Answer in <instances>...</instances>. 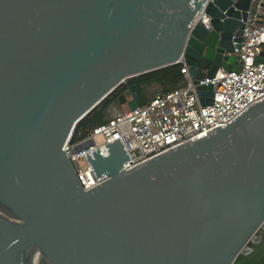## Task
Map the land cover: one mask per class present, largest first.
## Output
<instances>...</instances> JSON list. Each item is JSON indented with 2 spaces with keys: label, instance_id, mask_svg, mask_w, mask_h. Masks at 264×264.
Returning <instances> with one entry per match:
<instances>
[{
  "label": "water",
  "instance_id": "water-1",
  "mask_svg": "<svg viewBox=\"0 0 264 264\" xmlns=\"http://www.w3.org/2000/svg\"><path fill=\"white\" fill-rule=\"evenodd\" d=\"M251 16L264 0H0V264H264V100L129 170L116 139L90 190L64 151L130 78L238 69Z\"/></svg>",
  "mask_w": 264,
  "mask_h": 264
},
{
  "label": "built area",
  "instance_id": "built-area-1",
  "mask_svg": "<svg viewBox=\"0 0 264 264\" xmlns=\"http://www.w3.org/2000/svg\"><path fill=\"white\" fill-rule=\"evenodd\" d=\"M255 19L251 16L243 30L241 50L237 54L238 69L221 68L215 76L195 83L188 74V67L182 65L181 72L187 80L184 87L158 93L147 103L128 108L87 135L80 134L76 138L74 131L64 151L83 188L93 189L109 179L106 173L96 174L88 155L96 150L107 155L108 144L116 139L123 142L129 154L124 163V169L129 170L218 127L227 126L252 105L264 100V25L255 23ZM203 85L213 86V100L207 105L201 104L198 94V86ZM81 160L86 161L85 168Z\"/></svg>",
  "mask_w": 264,
  "mask_h": 264
},
{
  "label": "trees",
  "instance_id": "trees-1",
  "mask_svg": "<svg viewBox=\"0 0 264 264\" xmlns=\"http://www.w3.org/2000/svg\"><path fill=\"white\" fill-rule=\"evenodd\" d=\"M181 68L182 64H173L128 79L126 83L120 85L118 89H116L77 124L75 128V137H79L80 134L82 136L87 135L97 126L110 120L109 109L118 103L119 96L127 89H139L146 92L147 100L145 103H147L158 93H164L175 88L184 87L187 80L185 74L181 72ZM154 85H159L161 91L153 94L148 93Z\"/></svg>",
  "mask_w": 264,
  "mask_h": 264
},
{
  "label": "rangeland",
  "instance_id": "rangeland-1",
  "mask_svg": "<svg viewBox=\"0 0 264 264\" xmlns=\"http://www.w3.org/2000/svg\"><path fill=\"white\" fill-rule=\"evenodd\" d=\"M239 54H240V53H239ZM159 91H161V87H160L159 85H154V86H152V88L148 91V93L153 94V93H158ZM150 94H149V95H150ZM127 109H128V107H127V105H125V104H122L121 107H120V106H119V107H116V106H115V107H111V108L109 109V117L112 118V117L118 115L119 113H121V112H123V111H125V110H127ZM80 164H81V166H82L83 168L86 167V161L81 160V161H80Z\"/></svg>",
  "mask_w": 264,
  "mask_h": 264
},
{
  "label": "flooded vegetation",
  "instance_id": "flooded-vegetation-1",
  "mask_svg": "<svg viewBox=\"0 0 264 264\" xmlns=\"http://www.w3.org/2000/svg\"><path fill=\"white\" fill-rule=\"evenodd\" d=\"M131 89V88H130ZM128 90V89H127ZM139 90V89H138ZM139 92H140V94H141V97H140V102L142 103V102H146V100H147V93L146 92H144V91H141V90H139ZM127 94H129L128 92H127ZM121 103L119 102V99H118V103L115 105L116 107H121ZM115 106H113V107H115Z\"/></svg>",
  "mask_w": 264,
  "mask_h": 264
}]
</instances>
